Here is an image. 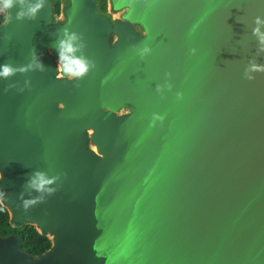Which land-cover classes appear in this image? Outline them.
<instances>
[{
  "label": "water",
  "instance_id": "1",
  "mask_svg": "<svg viewBox=\"0 0 264 264\" xmlns=\"http://www.w3.org/2000/svg\"><path fill=\"white\" fill-rule=\"evenodd\" d=\"M55 2L0 24V64L47 68L0 79V204L51 242L0 235V264H264V72L243 75L264 0ZM63 27L83 79L55 76ZM36 169L57 190L25 211Z\"/></svg>",
  "mask_w": 264,
  "mask_h": 264
},
{
  "label": "clouds",
  "instance_id": "2",
  "mask_svg": "<svg viewBox=\"0 0 264 264\" xmlns=\"http://www.w3.org/2000/svg\"><path fill=\"white\" fill-rule=\"evenodd\" d=\"M47 0H0V13H8L14 7L19 5L15 17L17 20H34L39 12L46 5ZM252 35L257 39V52L256 55L264 54V17H256L254 26L252 28ZM51 48L56 50V78H67L69 81L83 79L89 71L95 67L94 61L84 54L86 44L82 35L72 31L68 27L58 29L56 40ZM145 53L150 51L144 50ZM33 59L26 65H14L11 63L0 64V79L9 80L17 73H27L29 71L44 72L47 70L46 65L43 63L40 56L36 55V50H32ZM264 72V64H259L255 59L249 61L244 69V77L252 80L255 78L254 73ZM26 86H30L29 81H25ZM14 85H8V88ZM8 88L5 90L7 91ZM63 107L62 104L59 105ZM2 178V174H0ZM59 179V176H49L44 170H34L29 178L25 181L23 191L20 192L19 198L21 206L27 211L30 207L38 203H43L48 196L56 192L54 186ZM35 193V195H34ZM3 196V193H0Z\"/></svg>",
  "mask_w": 264,
  "mask_h": 264
},
{
  "label": "trees",
  "instance_id": "3",
  "mask_svg": "<svg viewBox=\"0 0 264 264\" xmlns=\"http://www.w3.org/2000/svg\"><path fill=\"white\" fill-rule=\"evenodd\" d=\"M99 1L102 3V8H105L107 0ZM56 5V10L58 11L59 2ZM5 16L6 13H0V24L4 21ZM10 233H16L21 241V247L32 255L41 254L51 246L49 238L40 234L34 226H11L7 210L0 204V235L4 236Z\"/></svg>",
  "mask_w": 264,
  "mask_h": 264
},
{
  "label": "flooded vegetation",
  "instance_id": "4",
  "mask_svg": "<svg viewBox=\"0 0 264 264\" xmlns=\"http://www.w3.org/2000/svg\"><path fill=\"white\" fill-rule=\"evenodd\" d=\"M98 2H99V9L100 10H102V11H104V12H107V9H108V0L106 1V7L105 8H102V3L99 1V0H97ZM59 5H61V0H59ZM57 6V5H56ZM55 11H56V9H54Z\"/></svg>",
  "mask_w": 264,
  "mask_h": 264
},
{
  "label": "rangeland",
  "instance_id": "5",
  "mask_svg": "<svg viewBox=\"0 0 264 264\" xmlns=\"http://www.w3.org/2000/svg\"><path fill=\"white\" fill-rule=\"evenodd\" d=\"M57 2H59V0H56V2H55V9H56V4H57ZM59 11H60V5L58 6V11L56 10L55 11V13H56V15L55 16H57L58 14H59Z\"/></svg>",
  "mask_w": 264,
  "mask_h": 264
}]
</instances>
